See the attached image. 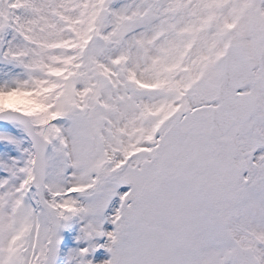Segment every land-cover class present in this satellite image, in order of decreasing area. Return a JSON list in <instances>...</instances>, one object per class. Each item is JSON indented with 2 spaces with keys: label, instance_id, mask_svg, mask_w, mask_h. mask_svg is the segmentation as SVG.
<instances>
[{
  "label": "snow or ice",
  "instance_id": "obj_1",
  "mask_svg": "<svg viewBox=\"0 0 264 264\" xmlns=\"http://www.w3.org/2000/svg\"><path fill=\"white\" fill-rule=\"evenodd\" d=\"M0 264H264V0H0Z\"/></svg>",
  "mask_w": 264,
  "mask_h": 264
}]
</instances>
